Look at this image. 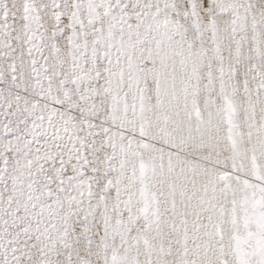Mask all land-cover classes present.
<instances>
[{
	"label": "snow or ice",
	"instance_id": "6c2138e0",
	"mask_svg": "<svg viewBox=\"0 0 264 264\" xmlns=\"http://www.w3.org/2000/svg\"><path fill=\"white\" fill-rule=\"evenodd\" d=\"M0 264H264V0H0Z\"/></svg>",
	"mask_w": 264,
	"mask_h": 264
}]
</instances>
